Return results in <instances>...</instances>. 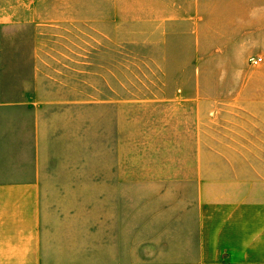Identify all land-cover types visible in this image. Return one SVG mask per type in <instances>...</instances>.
<instances>
[{
	"label": "crops",
	"instance_id": "crops-1",
	"mask_svg": "<svg viewBox=\"0 0 264 264\" xmlns=\"http://www.w3.org/2000/svg\"><path fill=\"white\" fill-rule=\"evenodd\" d=\"M39 25L36 8L0 2V264H264V66L252 104L176 88L149 130L168 181L135 183L116 65L103 76L85 40Z\"/></svg>",
	"mask_w": 264,
	"mask_h": 264
},
{
	"label": "rangeland",
	"instance_id": "rangeland-1",
	"mask_svg": "<svg viewBox=\"0 0 264 264\" xmlns=\"http://www.w3.org/2000/svg\"><path fill=\"white\" fill-rule=\"evenodd\" d=\"M3 1L36 8L39 37L85 40L86 54L101 56L103 76L109 60L112 69L116 65L119 143L127 147L135 183L168 181L162 172L173 158L169 161L167 148L159 153L163 144L149 130L158 125L159 112L168 111L159 104L176 88L183 102H253L254 74L264 66V0ZM259 57L262 62L254 65L251 60ZM219 119L225 124L232 118ZM188 167L183 153L182 170ZM186 178L182 174V182ZM157 193L135 191V199L160 198Z\"/></svg>",
	"mask_w": 264,
	"mask_h": 264
},
{
	"label": "built area",
	"instance_id": "built-area-1",
	"mask_svg": "<svg viewBox=\"0 0 264 264\" xmlns=\"http://www.w3.org/2000/svg\"><path fill=\"white\" fill-rule=\"evenodd\" d=\"M254 65H259L262 62V58H254L251 60Z\"/></svg>",
	"mask_w": 264,
	"mask_h": 264
}]
</instances>
